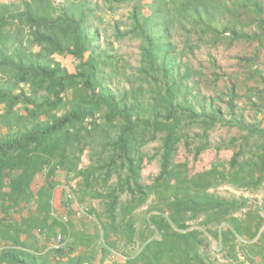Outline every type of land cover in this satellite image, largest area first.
<instances>
[{"label":"trees","instance_id":"16d2710c","mask_svg":"<svg viewBox=\"0 0 264 264\" xmlns=\"http://www.w3.org/2000/svg\"><path fill=\"white\" fill-rule=\"evenodd\" d=\"M104 2L111 7L133 4L129 28L116 31L122 38L140 41L137 86L110 85L118 61L96 50L98 32L90 24L93 11L85 0H65L60 8L50 0L0 3V124L7 129L0 136V244L10 245L0 251V263L56 264V257H65L68 264H92L91 252L70 257L69 250L88 247L92 240L73 231L76 246L34 253L39 240L48 241L65 230L52 215L61 172L81 177L83 197L89 194L105 201L104 242L120 238L133 245L137 239L142 241L138 256L124 264H214L204 251L207 234L220 236L223 245L237 235L249 239L253 242L244 245L242 252L250 259L264 256V205L251 208L248 198L227 199L211 192L222 184L251 192L264 189V115L246 124L226 120L217 107L199 109L194 88L186 84L192 71L186 66L181 72L172 43V29L187 25L198 28L200 38L211 35L213 45L224 36L232 42L251 39L239 29L240 19L245 14L255 16L264 33V2ZM56 55L79 60L76 71L64 68ZM228 108L232 114V95ZM194 124L205 139L196 148V157L210 146L208 134L219 124L238 126L246 133L228 143L234 150L228 163H214L190 175L188 164L175 162V155L185 137L184 128ZM157 140L161 142L157 153L143 154L142 148ZM87 148L93 152V163L81 168ZM157 156L159 174L152 183L143 184L142 164ZM40 175L43 184L36 187ZM113 176L116 183L109 185ZM97 183L103 190H94ZM149 200L150 211L158 212L150 214L145 228L138 231L134 211ZM24 208L27 215L17 222L14 211ZM90 212L96 216L94 209ZM237 212L246 217H237ZM191 221L201 228H190ZM223 224L232 230L219 232ZM229 246L233 250L234 244Z\"/></svg>","mask_w":264,"mask_h":264},{"label":"rangeland","instance_id":"374dc122","mask_svg":"<svg viewBox=\"0 0 264 264\" xmlns=\"http://www.w3.org/2000/svg\"><path fill=\"white\" fill-rule=\"evenodd\" d=\"M14 0H0V3H10ZM55 8H60L65 0H50ZM82 1V0H77ZM148 3L150 0H145ZM263 1L264 0H260ZM87 6L93 11L90 16V24L98 32V37L94 43L98 52L106 51L116 57L118 61V71L110 79L112 87L130 88L140 83L137 68L140 62V41L130 36L120 37L116 29L123 33L129 28V14L133 4L121 3L109 6L104 0H85ZM144 12L149 13L147 7ZM258 20L255 16L245 14L241 17L239 29L243 33L252 36L251 39H242L232 42L228 36H224L216 45L212 44L211 35L200 38V30L187 25L185 29L177 26L172 29V43L178 53V64L181 65V72L188 66L192 71V77L186 82L189 87H193V99L197 106L204 107L207 111L211 106L221 110L226 120L234 118L236 121L243 120L246 124L254 123L264 115V33L259 29ZM256 36V37H255ZM258 36V37H257ZM56 61L68 69L75 72L79 60L72 56H55ZM148 83V82H146ZM149 90V86L146 84ZM233 92V93H231ZM233 96L232 114L229 113L228 101ZM7 129L0 124V136L6 134ZM185 137L177 147L175 162L187 163L190 175L203 172L211 168L214 163H228L234 150L227 145L231 139H240L245 135V131L238 126L217 125L208 134L210 146L204 149L197 157L195 150L201 146L205 139L202 138V130L196 125H188L184 128ZM161 146L160 141L150 142L142 148L143 154L151 157L155 155ZM220 148V149H219ZM87 148L81 157L79 166L85 168L93 163L91 152ZM96 159V158H95ZM142 183L150 184L159 174V156L152 160L145 159L142 164ZM76 180L78 187V198L89 209L96 211L93 219L88 217H74L73 202L67 200L66 186ZM116 176L110 181L109 185L116 183ZM43 182L40 175L36 178L34 186H39ZM81 177H74L73 174L67 175L60 173V182L55 190L54 208L60 213L64 211L65 203L71 204L70 221L72 231L83 233L89 236L91 244L80 245L75 251L69 250L71 258L76 259L78 254L92 253V264H124L126 261L138 256L143 248V243L139 239L133 245H127L125 240L117 238L114 242H104L102 239L101 224L105 220L104 212L106 203L101 198H93L91 195L83 197L81 192ZM94 190H103V185L97 183ZM211 192L217 196L227 199L245 197L250 199L251 208L264 205V189L256 192L246 191L232 185L222 184L213 188ZM82 196V197H81ZM67 200V201H66ZM152 200L142 205L134 211L135 226L138 231L145 228L146 219L150 214L158 211H150L149 205ZM73 206V207H72ZM1 213V211H0ZM19 214V211H14ZM100 215L99 216H97ZM237 217L245 218L241 212L236 213ZM190 228H201L199 225H192ZM228 224L222 225V230L229 229ZM264 229V226L262 227ZM249 239L236 236L231 243L234 244L233 250L229 245H221L220 238L211 236L205 244L204 251L214 264H260L259 258L255 257L252 261L242 252L244 245L251 244ZM72 246H76L71 240ZM106 249V251L104 250ZM264 258L263 256H259ZM62 259L56 260V264L64 263ZM264 264V262H261ZM88 264V263H84Z\"/></svg>","mask_w":264,"mask_h":264},{"label":"built area","instance_id":"2783aa9c","mask_svg":"<svg viewBox=\"0 0 264 264\" xmlns=\"http://www.w3.org/2000/svg\"><path fill=\"white\" fill-rule=\"evenodd\" d=\"M77 191H78V187L76 180H74V182L71 183L70 185L66 186L67 200L75 204L74 212H73L74 217L76 218L88 217L90 219H93L95 215L92 214L90 212V209L78 199ZM52 204H54V200L52 201ZM70 211H71V204L67 202L65 203L64 211L60 213H58L54 208L52 215L64 226L65 230L63 232H57L56 234L52 235L48 241L42 239L41 247L34 253L44 254L48 251L68 248V245L71 243L72 240V236H71L72 227L70 226L71 218L69 215ZM43 244L45 246H43ZM9 247H10L9 243H2L0 244V251L7 249ZM56 260H60V257H56Z\"/></svg>","mask_w":264,"mask_h":264},{"label":"crops","instance_id":"0c3cea01","mask_svg":"<svg viewBox=\"0 0 264 264\" xmlns=\"http://www.w3.org/2000/svg\"><path fill=\"white\" fill-rule=\"evenodd\" d=\"M43 184V182L41 183V185ZM57 188V187H56ZM56 190V189H55ZM250 200V199H249ZM26 213V208H24L23 210H21L20 212H19V214H14V217L16 218V221L17 222H19L20 221V219H21V216H25V215H27V214H25ZM229 227V229L228 230H232V228L230 227V226H228ZM222 230V228H218V231L220 232ZM227 230V229H226ZM262 231H264V229L263 228H261V232ZM207 236H208V241L210 240V238H211V235L210 234H207ZM238 236V235H237ZM219 238H220V241H221V237L220 236H218ZM240 237V236H239ZM22 239H26V235L25 234H22ZM236 239V238H235ZM235 239H232V240H230V242H229V244L228 245H231V244H233V243H231L233 240H235ZM30 241V243L31 244H34L33 243V241L32 240H29ZM28 241V242H29ZM250 242H253V241H250ZM36 246V248L35 249H39L40 247H41V242H40V240L35 244ZM221 245L223 246V243H222V241H221ZM80 254V253H79ZM71 256V255H70ZM260 256H262V255H260ZM77 257V256H76ZM247 257H248V259H250L251 258V255H247ZM259 258V262H260V264H262L261 262H264V258H261V257H259L258 255H255V256H252V259H250L251 261L254 259V258ZM264 257V256H263ZM62 260H65V261H63L64 263L66 262V260L67 261H69V259L68 258H66V259H62ZM58 261V260H57ZM57 264H61L60 262H58Z\"/></svg>","mask_w":264,"mask_h":264}]
</instances>
